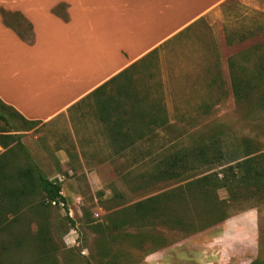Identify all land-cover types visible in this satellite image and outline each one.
Returning a JSON list of instances; mask_svg holds the SVG:
<instances>
[{"label": "rangeland", "instance_id": "obj_1", "mask_svg": "<svg viewBox=\"0 0 264 264\" xmlns=\"http://www.w3.org/2000/svg\"><path fill=\"white\" fill-rule=\"evenodd\" d=\"M0 12L4 25L27 35L18 16ZM180 37L128 71L140 86L159 85L154 99L162 101L168 122L124 151L100 134L85 108L74 113L71 126L64 118L30 123L0 108V135H13L8 148H0V178L35 166L60 184L64 197L50 205L41 204L39 194L15 202L0 230V264L264 262V197L200 232L162 223L164 214L188 216L180 197L152 224H126L133 223L132 205L180 185L154 174L158 161L180 147L213 140L230 151L244 141L264 156V0H231ZM63 152L67 161L60 163ZM217 194L227 198L223 189Z\"/></svg>", "mask_w": 264, "mask_h": 264}, {"label": "crops", "instance_id": "obj_2", "mask_svg": "<svg viewBox=\"0 0 264 264\" xmlns=\"http://www.w3.org/2000/svg\"><path fill=\"white\" fill-rule=\"evenodd\" d=\"M230 1L0 0V10L18 16L27 30L4 25L0 12V101L39 124L64 118L71 126L74 113L85 108L100 134L119 147L100 119L102 101L115 92L92 94L179 43L192 24Z\"/></svg>", "mask_w": 264, "mask_h": 264}, {"label": "trees", "instance_id": "obj_3", "mask_svg": "<svg viewBox=\"0 0 264 264\" xmlns=\"http://www.w3.org/2000/svg\"><path fill=\"white\" fill-rule=\"evenodd\" d=\"M3 22L5 24V18ZM130 68L92 94L96 95L107 89L115 92L114 96H107L102 101L100 111L103 113L100 119L108 126L110 136L120 143V151L153 135L168 122L162 109V101L154 99L159 85L140 86L137 76L135 79V75H129ZM0 108L26 121L2 101ZM0 118H3L1 113ZM12 139L13 135H0V148H8ZM244 144V141L236 142L235 147L228 151L210 140L180 147L179 150L162 157L154 173L156 178L174 180L180 182V185L161 196L149 197L132 205L133 223L126 224L136 223L137 229L145 224H152L153 219H160L163 207H171L169 202L175 197H180V205H185L188 216L180 214L178 219L175 215L164 214L162 223L175 226L180 223V231L200 232L223 222L234 211L257 207L264 197V156L257 151H249ZM11 180L12 185H9ZM0 182V230L6 215L15 213L17 200L27 202L39 194L43 205L64 202V197L60 194V184L48 179L35 166H27L17 171L12 178L2 176ZM221 189L226 192V199L218 198L217 192ZM190 203L194 210L189 208ZM113 227L118 229L121 223H113ZM251 264L264 262L254 260Z\"/></svg>", "mask_w": 264, "mask_h": 264}]
</instances>
